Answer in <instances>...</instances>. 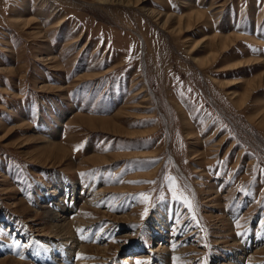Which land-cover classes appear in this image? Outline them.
I'll return each mask as SVG.
<instances>
[{"label":"rangeland","instance_id":"obj_1","mask_svg":"<svg viewBox=\"0 0 264 264\" xmlns=\"http://www.w3.org/2000/svg\"><path fill=\"white\" fill-rule=\"evenodd\" d=\"M55 215L86 264H264V0H0V264H68Z\"/></svg>","mask_w":264,"mask_h":264},{"label":"bare ground","instance_id":"obj_2","mask_svg":"<svg viewBox=\"0 0 264 264\" xmlns=\"http://www.w3.org/2000/svg\"><path fill=\"white\" fill-rule=\"evenodd\" d=\"M111 1V0H108ZM123 1V0H121ZM155 15L154 13H152ZM161 14H159L160 16ZM173 19V16H167V19L164 22V27H166ZM182 22V19L180 20ZM178 33L181 32V29H176ZM58 188L55 190V194L52 198L57 196V193L59 190L62 194H59L60 197H64V194L67 196V192L64 189L66 185L64 183H59ZM89 192H91V195H84L83 193V187L78 186V184H73L71 187V196L73 198V201L75 202V206L78 205L79 202L82 203L83 209L89 208V206H92L94 204V201L98 198L96 192L94 189L89 188ZM91 197V198H89ZM63 198H61L62 201ZM64 200V199H63ZM74 206V207H75ZM73 208L68 209L65 211L64 208L60 207V212L66 213L72 211ZM68 217L63 216H54L53 220L55 225V228L58 230L56 236H59L60 239H58V242L54 241H46L47 242V251L45 253L40 252L36 247L34 248L33 254L42 256L43 261L46 262H61V263H68V264H86L84 261H87L88 258H82L89 250V246L87 245V241L83 237L78 236V224L81 223V221L76 220V216L74 215V218L72 220H68ZM164 225V224H163ZM164 227H168V224L164 225ZM163 231V230H162ZM162 236L165 239V235L162 234ZM249 242H245L244 244V250L248 248ZM161 256H158L157 258L160 259ZM166 258V256H163ZM164 258V259H165ZM240 258H242L240 256ZM239 258V259H240ZM88 263V262H87ZM119 264H124L122 261Z\"/></svg>","mask_w":264,"mask_h":264},{"label":"snow or ice","instance_id":"obj_3","mask_svg":"<svg viewBox=\"0 0 264 264\" xmlns=\"http://www.w3.org/2000/svg\"><path fill=\"white\" fill-rule=\"evenodd\" d=\"M189 91H191V89H189ZM181 95H183V93H181ZM153 163H154V162H153ZM167 180H168V182L172 185V188H170V191H172L174 198L177 199L178 202H181L182 204L186 205V206L189 208V210H191V209H192V203H191V201H189V200L187 199V197H185V196L183 195V193H178V192L176 191L177 185H176L175 178L169 176V177H167ZM153 183H154V182H153ZM141 195L144 196L145 199H147L146 194H141ZM193 218H194V217H193ZM77 231L80 232V231H83V230H82V229H78ZM239 234H240V233H238V235H239ZM16 246L19 248V247H21L22 245H20L19 242H17V245H16ZM138 264H139V262H138Z\"/></svg>","mask_w":264,"mask_h":264}]
</instances>
